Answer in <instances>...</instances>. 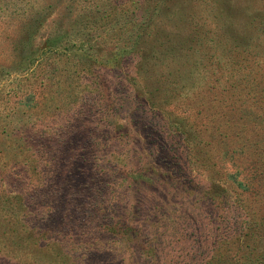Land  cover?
<instances>
[{"label":"rangeland","instance_id":"rangeland-1","mask_svg":"<svg viewBox=\"0 0 264 264\" xmlns=\"http://www.w3.org/2000/svg\"><path fill=\"white\" fill-rule=\"evenodd\" d=\"M27 14L29 49L92 48L51 87ZM236 77L264 81V0H0V264H264L263 170L204 144Z\"/></svg>","mask_w":264,"mask_h":264},{"label":"trees","instance_id":"trees-1","mask_svg":"<svg viewBox=\"0 0 264 264\" xmlns=\"http://www.w3.org/2000/svg\"><path fill=\"white\" fill-rule=\"evenodd\" d=\"M39 20L34 14H27L12 31L15 39L19 38L20 43H15L17 51L27 55L26 72L32 73L33 76L38 74L37 78L41 79V84L51 87L54 85L57 65L62 57L80 56L82 60L91 56L89 53L92 48L84 44L77 47L72 42H63L61 38L56 37L55 32L38 52L29 49L30 43L27 39L35 31ZM233 82L234 89L231 91L226 87L228 82L222 84L223 108L219 122L216 131H210L212 128L203 131L205 134L210 132L207 135L208 142L204 144L208 147L214 142L212 147L224 157L232 154V158L237 159L243 171L246 165H249L256 171L263 170L264 173V81L256 82L253 79L249 82L236 77Z\"/></svg>","mask_w":264,"mask_h":264}]
</instances>
